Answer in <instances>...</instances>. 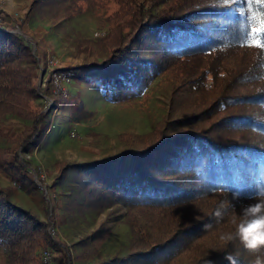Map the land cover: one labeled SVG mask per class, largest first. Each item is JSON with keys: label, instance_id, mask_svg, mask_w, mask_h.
<instances>
[{"label": "trees", "instance_id": "1", "mask_svg": "<svg viewBox=\"0 0 264 264\" xmlns=\"http://www.w3.org/2000/svg\"><path fill=\"white\" fill-rule=\"evenodd\" d=\"M97 0H32L54 18L71 19ZM112 26L97 38L74 32L75 58L68 68L110 101L143 93L154 77L171 71L177 81L170 115L138 136V148L96 162L64 163L84 182L86 206L126 208L132 239L123 257L95 264H253L255 255L234 233L248 197L264 184V0H114ZM32 5V7H33ZM30 49L20 36L0 27V137L9 116L27 123L0 145V169L22 185L32 181L33 163L22 153L44 139L51 115L34 87L35 67L21 60ZM38 62V61H37ZM61 69H57L60 71ZM43 95L57 102L63 90L51 84ZM124 136L128 134L124 133ZM20 150V151H19ZM0 184V249L5 264H45V252L74 264L56 237L53 211L40 218L11 198ZM224 205L222 219L215 212ZM209 225L210 227H206ZM104 228L86 240L79 255L89 258L103 245ZM92 241V243H89Z\"/></svg>", "mask_w": 264, "mask_h": 264}, {"label": "rangeland", "instance_id": "2", "mask_svg": "<svg viewBox=\"0 0 264 264\" xmlns=\"http://www.w3.org/2000/svg\"><path fill=\"white\" fill-rule=\"evenodd\" d=\"M32 5V0H0V27L20 36L30 49L21 63L35 67V91L50 112L51 124L42 142L22 153L34 165L28 172L33 180L22 185L0 169V184L10 186L12 200L40 218L47 219L48 210L53 211L52 231L72 252L74 264L123 257L132 239L125 222L126 208L117 204L105 210L87 207L84 182L76 178V170L70 169L63 179L58 173L66 162H96L135 150L138 136L151 131L157 122L184 114L185 101L173 104L177 81L169 70L156 75L143 93L119 102L106 98L99 85H90L81 74L67 70L80 63L74 56V32L91 38L105 35L112 26L107 16L117 9L114 0H97L83 13L58 21L50 12ZM58 68L61 70L57 74L62 76L58 83L53 80L51 84L60 87L66 96L53 102L42 91L48 75L52 73L55 79ZM25 123L9 116L2 127L0 145L16 147L11 139ZM99 228L106 231L103 245L89 258H81L87 247L85 239ZM48 255L45 264H60L59 253Z\"/></svg>", "mask_w": 264, "mask_h": 264}, {"label": "clouds", "instance_id": "3", "mask_svg": "<svg viewBox=\"0 0 264 264\" xmlns=\"http://www.w3.org/2000/svg\"><path fill=\"white\" fill-rule=\"evenodd\" d=\"M248 198L256 202L242 209L235 232L223 234L221 240L227 244L238 239L247 252L255 255L253 264H264V184H257ZM223 208L224 205H221L215 212L218 220L224 215ZM229 259L236 264L232 257Z\"/></svg>", "mask_w": 264, "mask_h": 264}, {"label": "built area", "instance_id": "4", "mask_svg": "<svg viewBox=\"0 0 264 264\" xmlns=\"http://www.w3.org/2000/svg\"><path fill=\"white\" fill-rule=\"evenodd\" d=\"M55 72H56V73H55V75H56V76H55V79H54V75L52 74V76H53V80H54L56 83H58V82H59V75H60V76H62V75H61V74L58 75V74H57L58 71H55ZM45 253H48V252H45ZM48 254H49V253H48ZM48 254L45 255V258H48V256H49ZM45 258H44L45 263H48V260L45 259Z\"/></svg>", "mask_w": 264, "mask_h": 264}, {"label": "crops", "instance_id": "5", "mask_svg": "<svg viewBox=\"0 0 264 264\" xmlns=\"http://www.w3.org/2000/svg\"><path fill=\"white\" fill-rule=\"evenodd\" d=\"M5 186H8L7 184ZM10 187V186H9ZM4 256V252L2 249H0V264H4V260H2V257ZM4 261V262H3Z\"/></svg>", "mask_w": 264, "mask_h": 264}, {"label": "snow or ice", "instance_id": "6", "mask_svg": "<svg viewBox=\"0 0 264 264\" xmlns=\"http://www.w3.org/2000/svg\"><path fill=\"white\" fill-rule=\"evenodd\" d=\"M257 46H262V47H264V45H260L259 43H257Z\"/></svg>", "mask_w": 264, "mask_h": 264}]
</instances>
